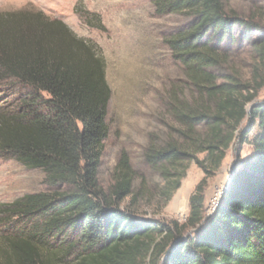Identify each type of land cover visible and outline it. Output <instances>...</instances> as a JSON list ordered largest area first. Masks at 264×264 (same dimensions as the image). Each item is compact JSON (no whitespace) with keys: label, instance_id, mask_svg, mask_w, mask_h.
Segmentation results:
<instances>
[{"label":"trees","instance_id":"trees-1","mask_svg":"<svg viewBox=\"0 0 264 264\" xmlns=\"http://www.w3.org/2000/svg\"><path fill=\"white\" fill-rule=\"evenodd\" d=\"M152 4L158 15L189 20L166 40L182 70L159 98L174 128L146 154L148 164L159 167L167 199L190 161L203 169L188 219L139 216L132 207L137 196L121 206L132 182L124 158L111 190L99 186L111 88L96 45L41 10L0 12V158L42 171L50 186L68 187L0 204V226L7 227L0 233V264H264V101L247 110L255 94L226 72L222 49L234 27L249 23L228 13L223 0ZM83 15L90 27L103 29L95 14ZM258 47L263 61L264 43ZM248 113L250 129L238 137L251 152L205 218V180ZM188 228L194 232L184 237Z\"/></svg>","mask_w":264,"mask_h":264},{"label":"rangeland","instance_id":"rangeland-1","mask_svg":"<svg viewBox=\"0 0 264 264\" xmlns=\"http://www.w3.org/2000/svg\"><path fill=\"white\" fill-rule=\"evenodd\" d=\"M226 11L234 13L248 25L234 27L222 42L226 52V72L246 84L248 94H255L247 105L264 101V60L258 46L264 43V0H223ZM77 7V10H76ZM20 9L41 10L61 19L77 36L92 42L106 63V79L111 88L108 104V136L98 168V184L109 192L115 183L116 166L124 158L132 173L131 193L121 206L137 196L134 207L148 219L185 223L190 213L189 197L204 177L194 161L188 163L179 187L167 199L166 182L159 167L146 161L151 146L160 147L174 125L163 114L160 95L182 77L180 64L167 47V38L188 24L182 15L156 14L152 0H0V12ZM95 14L103 29L90 27L83 13ZM226 73V74H227ZM250 129L249 113L241 122L236 138L226 150L219 168L210 174L203 189V216L212 214L225 186L239 163L251 152V145L241 144L239 130ZM252 129L249 136L255 132ZM250 138V137H249ZM200 154L199 158H203ZM60 184L50 186L42 171L27 169L13 159L0 158V204L11 203L26 193L67 190ZM220 202V201H219ZM7 230L0 226V233ZM187 229L184 237L191 235Z\"/></svg>","mask_w":264,"mask_h":264},{"label":"water","instance_id":"water-1","mask_svg":"<svg viewBox=\"0 0 264 264\" xmlns=\"http://www.w3.org/2000/svg\"><path fill=\"white\" fill-rule=\"evenodd\" d=\"M230 180H231V176H230V178H229V180H228V182H227V184H226V186H225V189H226V187L229 185ZM225 189H224V190H225ZM223 192H224V191H223ZM223 192H222V194H223ZM221 197H222V195H221ZM221 197H220V199H221ZM220 199H219V201H220ZM219 201H218V203H219Z\"/></svg>","mask_w":264,"mask_h":264}]
</instances>
